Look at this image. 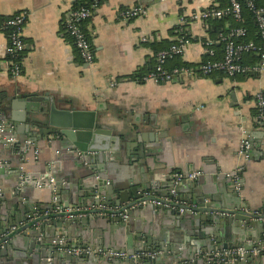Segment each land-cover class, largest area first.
<instances>
[{
	"label": "crops",
	"instance_id": "1",
	"mask_svg": "<svg viewBox=\"0 0 264 264\" xmlns=\"http://www.w3.org/2000/svg\"><path fill=\"white\" fill-rule=\"evenodd\" d=\"M75 2L0 0V17L7 18L21 11L27 13L22 31L25 49L19 59L21 73L16 77L11 75L7 65L6 32L0 31V95H10L14 89L26 93H49L77 109L97 110L103 126L111 130L110 142L116 140V158H110L115 162V175L140 172L141 164L134 159L128 161L124 153L128 143L141 142L147 145L145 150L152 153L148 158L151 160L142 166L147 178H167L170 183L173 172L199 171L201 180L216 188L215 195L223 192L231 203L249 205L248 209H221L264 215V122L258 119L256 106V94L264 96V71L234 76L220 72L208 76L194 73L170 81L131 77L140 69L153 66L156 51L183 38L177 30L182 18L186 21L184 31L188 37L183 38L186 40L184 50L177 60L191 66L206 60L202 41L207 37L215 38L217 32L225 31L232 23L224 17L221 28L210 36L209 27L213 22L207 24L191 19V14L222 9L229 0H104L84 25L94 53L90 65L81 60L64 29L65 19ZM136 5L145 7L146 14L127 20L121 16L125 8ZM142 37L147 40L142 41ZM256 61L251 62L248 54H244L242 60L245 65ZM148 122L153 127L145 125ZM17 135L19 140L30 145L27 149L21 147L23 152L19 153L15 142L0 144V209L1 198L3 203L10 198L12 188L20 178L31 181L25 186L26 197L22 200L42 204L49 197L48 189L39 184L46 169H49L47 176L50 173L61 181L62 187H81L82 168L64 155L60 158L62 153L56 144L37 139L35 148L32 146L34 135L25 131ZM243 136L250 141L247 159L238 154ZM149 170L153 171V176L147 172ZM235 176L240 182L238 189ZM66 197L61 194V199ZM205 202L210 203L211 199L207 198ZM184 204L192 207L194 213H206L204 207L195 203ZM157 210L142 213L139 209H132L128 213L130 221L122 219L124 224L112 223V218L121 217L117 214L98 221L88 219L78 226L79 232L86 236L73 238L69 244L116 250V238L127 240L137 232L146 231L167 242L178 240L177 236L189 237L187 231H193V228L187 230L176 226L169 215L156 213ZM221 232L226 235L225 225ZM263 239L264 236L245 243L260 248L258 243ZM23 244L19 242V245ZM128 249L132 251L133 246ZM11 251L22 253L15 249ZM207 254L197 249L194 257ZM255 256L253 261H259V256ZM261 260L264 261V254H261ZM163 262L174 264L172 259ZM83 264L95 263L90 260Z\"/></svg>",
	"mask_w": 264,
	"mask_h": 264
},
{
	"label": "water",
	"instance_id": "2",
	"mask_svg": "<svg viewBox=\"0 0 264 264\" xmlns=\"http://www.w3.org/2000/svg\"><path fill=\"white\" fill-rule=\"evenodd\" d=\"M98 115L97 110L77 109L68 101L49 93H26L14 89L10 95L7 93L0 95L2 134L4 137L14 138L19 153L23 152L21 147L27 149L30 145V143L26 145L25 140L18 138L17 134L25 131L35 136L32 139L33 147H37V139L41 141L45 139L49 144L58 146L57 150L62 153L60 158L64 155L82 168L79 182L81 187L78 188L74 185L62 187L61 181L53 176L54 183L49 184L47 176L49 169H46L45 176L39 184L48 189L49 197L42 204L22 200L26 197L25 186L31 184V181L22 178L13 186L10 198L5 199V203L3 197L1 198L0 264H83L90 260L95 264H164L165 259H172L174 264H181L190 259H193L191 264H212V254L209 252L240 246L251 249L254 245L245 242L264 236V215L252 214L249 211L225 210L232 207L248 209L249 205L231 203L223 192L215 195L216 188L206 185L200 175L193 180H182L173 186L167 183V178L166 180H157L156 177L147 178L144 175L146 170L142 166L146 161L151 160L148 158L152 153L145 150L147 145L144 143H128L124 153L128 161L134 159L141 164L142 174L138 172L125 176L115 175V162L110 158H116L115 152L118 151L114 144L116 140L112 139L110 142L111 130L103 126ZM141 125L144 126L143 123ZM145 125L153 127L149 122ZM0 144L4 145L5 142L1 141ZM131 144H135L134 148H130L133 147ZM96 162L101 164L97 165ZM150 168L153 170V166ZM147 172L153 176V171ZM183 172H191V170ZM61 194L67 196L65 200L61 199ZM158 194L167 198L168 201L165 202L169 203L168 209L167 206L151 203L160 198ZM207 198L211 199L210 203L205 202ZM184 202L204 207L206 213H194L187 209L188 205ZM57 205L84 206L92 209L86 213V216L67 218L61 213L54 212ZM100 205L119 207L121 211L126 208L127 214L132 209H139L142 213L158 209L156 213L169 215V219L176 226L187 230L193 228V231H187L189 237L177 236L178 240L170 242L156 238L146 231L137 232L127 240L116 238V250L124 248L127 252L147 253L136 261L117 260L95 254L70 253L68 251L70 248L81 246L71 245L69 242L73 238L86 236L85 233L79 232V224L86 223L88 219L95 221L99 218L107 219V215L98 214L102 209H97L96 206ZM180 208L184 210L181 212ZM262 208L264 210V207ZM122 219L124 222L130 221L128 216L126 218L117 216L111 221L124 224ZM224 225L227 238L221 232V227ZM21 241L23 245H19ZM128 246H133L132 251H129ZM11 249L20 250L22 253L12 252ZM197 249L208 254L195 258ZM261 254L264 253L258 255L257 259L260 260L257 262L253 261L257 256H246L245 260L223 264H264ZM117 261L119 263H116Z\"/></svg>",
	"mask_w": 264,
	"mask_h": 264
},
{
	"label": "built area",
	"instance_id": "3",
	"mask_svg": "<svg viewBox=\"0 0 264 264\" xmlns=\"http://www.w3.org/2000/svg\"><path fill=\"white\" fill-rule=\"evenodd\" d=\"M104 0H90L88 6L78 5L71 9L68 13L64 29L72 39V43L81 60L90 65L94 61V53L92 50L91 42L88 34L85 31V23L90 19L94 11L99 7ZM245 5L249 10L254 12L255 21L257 24V32L262 40H264V5L256 6L255 0H229V5L222 9H206L191 14V19L209 22L212 19H220L226 15L232 16L236 21H241V9ZM146 14V8L141 5L131 6L121 11V16L124 19H132ZM27 21V13L21 11L15 13L0 23V31H5L7 35V65L13 77L21 73L20 57L25 49V43L22 36L23 27ZM181 25H185L184 18L180 20ZM208 24V23H207ZM247 30L244 26H231L225 31H219L215 38H205L202 43L207 53L206 60L199 63L197 66L181 65L172 68L165 66L167 60L174 56H181L184 50V43L186 40L180 38L177 43L171 44L168 48L162 49L155 54V67L152 71L148 72L143 80L154 81H170L181 75H192L197 73L201 76H208L215 72L223 73L227 76H234L237 74L248 72H263L264 71V45H259L253 40L244 39ZM142 41H146L147 37H142ZM215 43L222 44V54L220 58H216V51L214 49ZM254 52L257 54V61L252 65H245L242 60L244 54ZM114 82L111 83V86ZM257 117L261 122H264V96L261 93L256 94ZM3 126L0 125V142L4 141L6 144H13L14 138L4 137ZM250 152V141L248 137L243 136L240 144L238 154L247 159ZM1 165V162H0ZM239 169V168H238ZM200 174L199 171L191 172H173L170 176V184H179L182 180H193ZM49 184L54 183L52 175L49 173ZM236 187L238 189L239 179L237 176L234 178ZM167 198L160 197L151 201L154 205H164L169 207ZM102 209L98 212L99 215H120L123 218L128 216L126 208L121 211L119 207L113 206H96ZM92 208L68 205L61 207L57 205L54 212L61 213L65 217H80L85 215ZM192 210V207H187ZM181 212L183 208L179 209ZM260 248L254 247L246 249L244 247H228L224 249L214 250L212 252V264H223L224 262L242 261L246 256H255L264 253V239L259 241ZM74 255L80 254H95L97 256L116 258V259H129L136 261L138 258L147 253L140 252H127L124 250H114L112 248H98V247H73L68 250ZM196 254H201L197 252ZM193 259L182 262L181 264H191Z\"/></svg>",
	"mask_w": 264,
	"mask_h": 264
},
{
	"label": "trees",
	"instance_id": "4",
	"mask_svg": "<svg viewBox=\"0 0 264 264\" xmlns=\"http://www.w3.org/2000/svg\"><path fill=\"white\" fill-rule=\"evenodd\" d=\"M255 1H256V6L257 7L264 5V0H255ZM89 3H90V0H76V2L74 4V7H77L78 5L88 6ZM228 5H229V2H228ZM224 17L227 20L229 19V21H231V23H232L231 26H244L246 28L247 33H246V36H245L244 39L253 40L255 43H257L259 45H264V40H262L260 38L259 33L257 32V24H256V21H255V14H254V12L249 10L245 5H243L242 9H241V17H242L241 21H236L230 15H226ZM224 17H222L220 19H212V20H210L211 22H213V24H211L210 27H209L210 36H214L215 33L219 30V28H221V26L223 25L222 20H224ZM4 19H6V18L5 17H0V23H2L4 21ZM184 27H185V25L177 26L178 34H179V36H181L183 38H187L188 36L186 35V33L184 31ZM173 43H177V42L173 41V42L169 43L164 49L168 48ZM214 49L216 51V58H220L221 54H222V44L215 43ZM160 50H158V51H160ZM158 51H156L155 54ZM247 54L249 55V59H250L251 62H254L257 59V57H258L257 54L254 53V52H249ZM177 58H178V56H174L171 59L167 60L165 66L167 68H172V67L181 66V65H189V64H187L185 62L178 61ZM169 62H170V64L168 65ZM155 63L156 62L154 61L153 66H150L149 68H147L145 70L140 69L139 71H137L136 73L131 75V77L132 78H136L138 80L139 79L143 80V77L148 72H150V71H152L154 69Z\"/></svg>",
	"mask_w": 264,
	"mask_h": 264
}]
</instances>
